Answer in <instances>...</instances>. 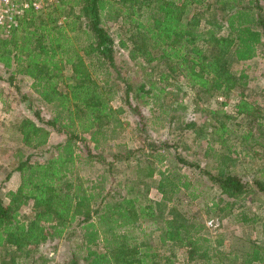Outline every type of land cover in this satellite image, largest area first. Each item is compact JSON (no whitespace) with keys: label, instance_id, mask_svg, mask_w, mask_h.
<instances>
[{"label":"trees","instance_id":"16d2710c","mask_svg":"<svg viewBox=\"0 0 264 264\" xmlns=\"http://www.w3.org/2000/svg\"><path fill=\"white\" fill-rule=\"evenodd\" d=\"M115 2H129L124 13L134 16L136 33L129 37L136 53L133 56H141L147 64L164 60L160 79L179 75L201 94L228 93L237 85H245L246 68L237 70L235 66L255 58L258 46L264 45L262 0H215L217 7L212 12V20L208 19L209 26L202 29H199L202 12H195L189 18L187 13L192 4L202 5L203 0H73L72 5H79V11L63 24L58 23L59 15H53V12L43 15L27 10L19 20L20 24L10 27L9 36L0 33V65L9 74L10 84L17 73L27 75L41 100L56 103L70 115L66 122L58 115L44 119L39 110L33 109L30 95L18 84L13 85L36 119L26 118L20 122L21 139L27 146L43 147L18 160L15 170L20 174V184L16 190L7 192L8 202L0 197V264H16L15 257L9 254V247L22 251L45 243L52 236L60 237L77 214L81 216L78 224L84 229L85 254L79 257L73 250L65 264H81L80 258L83 264H190L194 260H202L205 264H233L229 262L237 256L230 257L223 250L210 254L209 241L198 233L197 228L190 229L182 213L170 210L168 217L163 215L180 183L185 188L189 186L174 169L158 170L159 177L152 183L161 194L160 201L147 196L140 199V190L132 192L129 186L125 196L115 198L108 193L101 196L99 204L93 208V202L102 192L103 176L98 187L96 184L83 187L70 177L75 162L82 157V153L76 151L82 146L89 157L102 160L101 155L94 153L99 146V136L106 126H117L119 122L117 110L109 104L110 89L115 86L106 89L99 85L90 68L93 72L104 70L103 82L114 79V85L122 84L119 86L123 93L121 101L140 121L143 118L140 105L146 102L144 97L156 86L154 81L134 85L128 73H121L115 62L114 39L102 23L105 12L120 10L114 6ZM56 9L61 10V7ZM120 45L128 47L125 40H120ZM156 48H159L157 56L153 55ZM85 59H88L87 63ZM233 106L237 114L248 116L249 123L259 118L253 104L246 99L239 98ZM184 126L195 130L196 124L191 120ZM44 127L62 137L47 143L42 138L47 132ZM225 128L223 123L220 130ZM250 134L249 130L247 135ZM149 145L153 160L163 162L165 155L161 150L166 145H156L153 141ZM33 156L36 158L31 159ZM9 176L10 173L7 178ZM208 178L231 203L247 189L246 182L233 173L218 170L216 174L208 173ZM254 182L264 193V182L257 179ZM26 202H30V217L22 220L19 209ZM157 206L160 209L158 217ZM157 218L163 222L160 242L183 248L185 261L168 258L160 263L158 247L132 242L129 228L135 220L156 222ZM242 220L247 221V218ZM100 236L104 242L103 250L93 247ZM215 257H218L217 261L211 262ZM256 262L264 264L263 246L254 245L242 252L241 264Z\"/></svg>","mask_w":264,"mask_h":264},{"label":"rangeland","instance_id":"374dc122","mask_svg":"<svg viewBox=\"0 0 264 264\" xmlns=\"http://www.w3.org/2000/svg\"><path fill=\"white\" fill-rule=\"evenodd\" d=\"M32 1H35L38 7L31 11L43 15L53 12V15H59L58 23L61 24L67 19H72L79 11V5H72L73 0ZM262 3L264 4V0ZM128 5L129 2H115L114 6L120 10H117V13L111 10L102 15L104 28L114 39L115 62L121 73H128L129 80L134 85L154 81L156 86L150 95L145 96L147 98L144 97L146 102L140 103V112L143 115L140 121V118L121 101L122 84L114 85V79L103 82L104 70L93 72V68H90L99 85L106 89L115 86L110 89L109 104L117 110L119 122L117 126H106L99 136V146L94 153L101 155L102 160L89 157L82 146L76 151L82 153V157L75 162L70 177L83 187H91L93 184L98 187L103 176L102 192L93 202V208L99 204L101 196L108 193L115 198L125 196L129 186L132 187V192L140 190V199L147 196L153 201H160L161 194L152 183L159 177L158 170L174 169L189 186L185 188L180 183L173 195V201L169 204L166 202L167 208L163 215L168 217L170 210L182 213L190 229L197 228L198 233L209 241L210 254L223 250L230 257H238L229 263L241 264L244 250H249L254 245L264 247V193L254 182L255 179L264 182V45L258 46V55L255 58L235 66L237 70L246 68L248 77L245 85H237L228 93L220 91L201 94L179 75L160 79V73L164 71L161 65L164 60L147 64L141 56H133L136 53L131 48L129 37L136 31L135 22L132 21L134 16L124 13ZM57 6L61 7V10H57ZM215 7V0H203L202 5L190 6L187 17L195 12H202L199 29L205 28L209 26L207 20H212ZM19 24L20 21L17 26ZM10 30L11 28L8 31L1 28L0 33L9 36ZM223 32L222 29L221 33ZM120 40H125L128 47H122ZM158 49L153 50V55H159ZM85 61L87 63L88 59ZM0 75V197L6 203L9 200L7 192L16 190L20 184V174L15 170L18 160L43 147L27 146L21 139L20 122L26 118L34 121L36 119L33 110L27 108V103L21 100L13 85L18 84L23 92L30 95L34 103L33 109L39 110L44 119L58 115L66 122L70 112L58 107L56 103L41 100L31 87L32 79L27 75L17 73L10 84L7 80L9 74L1 65ZM239 98L252 103L259 118L249 123L248 116L237 114L233 104ZM72 110L73 107L70 108V111ZM191 120L196 124L195 130L184 126L186 121ZM74 123L76 124L77 120ZM223 123L226 128L220 130ZM44 129L47 134L44 133L42 138L46 139L47 143L56 142L62 137L47 127ZM249 130L252 132L250 136L247 135ZM79 133L88 136L87 133ZM151 141L156 145H166V148L161 150L165 155L163 162L153 160L149 145ZM90 146L93 148L92 143ZM178 157L186 162H181ZM35 158L33 156L31 159ZM218 170L236 174L247 184L246 192L233 203L225 199L217 185L208 178V173L216 174ZM8 173L10 176L7 178ZM19 211L20 218L28 220L30 202L21 205ZM159 212L157 206V217ZM243 217H246L247 221H243ZM80 218L77 214L76 219L60 237L52 236L47 242L22 251L9 247V254L15 257L16 264H65L73 250L79 257L84 256V229L78 224ZM156 220H135L129 228L132 242L158 247L160 255L157 259L160 263H164L168 258L176 259V262L178 259L185 261L183 248L170 242H160V227H163V222L158 218ZM49 231L52 229L49 228ZM103 246V238L100 236L93 247L103 250ZM217 258H211L210 261L215 263ZM80 260L83 264L82 258ZM190 264L205 263L202 260H194Z\"/></svg>","mask_w":264,"mask_h":264},{"label":"built area","instance_id":"2783aa9c","mask_svg":"<svg viewBox=\"0 0 264 264\" xmlns=\"http://www.w3.org/2000/svg\"><path fill=\"white\" fill-rule=\"evenodd\" d=\"M37 7V3L32 0H0V28L8 31L11 26H17L27 10Z\"/></svg>","mask_w":264,"mask_h":264}]
</instances>
